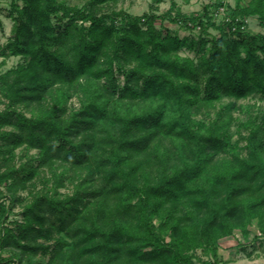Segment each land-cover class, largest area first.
<instances>
[{
    "label": "trees",
    "instance_id": "16d2710c",
    "mask_svg": "<svg viewBox=\"0 0 264 264\" xmlns=\"http://www.w3.org/2000/svg\"><path fill=\"white\" fill-rule=\"evenodd\" d=\"M119 1L7 12L19 7L0 54L20 60L0 72V264H223L222 238L255 225L264 240V109L237 104L264 99V0L218 21L173 1L97 10Z\"/></svg>",
    "mask_w": 264,
    "mask_h": 264
},
{
    "label": "rangeland",
    "instance_id": "374dc122",
    "mask_svg": "<svg viewBox=\"0 0 264 264\" xmlns=\"http://www.w3.org/2000/svg\"><path fill=\"white\" fill-rule=\"evenodd\" d=\"M69 4H76L81 6L85 3V0H66ZM174 2L177 7L184 13H194V12H201L205 5H212V9H216L217 13H215V20H219L223 17L226 13V8H230L234 5V0H152V3H147V0H122L117 3H105L97 7V10L100 12H107L110 10H117V9H124L127 12L132 14H140L145 11H153L152 9L155 5H163L168 4L170 6L171 2ZM218 2H222L223 6H217ZM147 4V10L141 8L140 5ZM168 8L163 9L160 12H156L158 14H162ZM3 11V9H0ZM7 15V13H6ZM247 29L251 32H261L263 28L259 25L258 20L255 16L247 18ZM166 26L171 30H176L179 36L187 35L189 33H196L197 29L194 31H190L188 29L179 26L176 23L168 22L167 20L164 21H157L156 26ZM7 30V25L4 23L3 20H0V37L3 36L4 32ZM211 33H216L215 30H210ZM0 44L2 41H0ZM182 54H187V51L183 50ZM192 55V53H190ZM15 60L11 58V56L4 59V64L0 65V72L8 69L9 65H15L20 58L17 56ZM1 62V60H0ZM232 99L223 98L222 103H226ZM237 104H241L244 106H249L248 108L252 110V112L256 113L261 109H264V99H260L258 97H250L244 100H238ZM70 106H77V98L73 96L69 101ZM234 117H238L239 119H244L246 117V112L234 110L231 111ZM236 127V121H234L230 125V132L232 133V139L235 140L238 137ZM243 133V130H241ZM66 189L61 188L60 191L64 192ZM24 194V192H21ZM19 219V206L15 207L13 213L11 214L10 219ZM250 233L248 234L247 239L243 238L239 231H236L232 236H228L222 238L219 242V255L220 258L224 261L223 264H264V240L263 239H254V235L257 234V229L255 225H251L249 227ZM239 243V244H238ZM7 252H0V257L7 256ZM46 257L36 256L34 257L33 261H40L44 262ZM27 263V258L24 259L22 264Z\"/></svg>",
    "mask_w": 264,
    "mask_h": 264
},
{
    "label": "clouds",
    "instance_id": "9594fccd",
    "mask_svg": "<svg viewBox=\"0 0 264 264\" xmlns=\"http://www.w3.org/2000/svg\"><path fill=\"white\" fill-rule=\"evenodd\" d=\"M22 2V0H18V3ZM147 3H152V0H147ZM13 4V0H0V9H3V11H0V20H3L4 23L7 25V30L4 32L3 36L0 37V41L2 43L7 44L9 42L14 43V40H10L12 33L15 32L16 26H17V20L14 19V17H17L19 15V7H17L16 11H12L11 15H6V13L11 9ZM141 8H144L147 10V4L140 5ZM168 4L163 5H155V7L152 9L153 11L160 12L165 8H168ZM11 56L13 60L16 59V57L12 56V49L9 48L6 54H0V60H4L6 57ZM10 67H15V65H9ZM6 70V69H5ZM122 86V81H121Z\"/></svg>",
    "mask_w": 264,
    "mask_h": 264
},
{
    "label": "built area",
    "instance_id": "2783aa9c",
    "mask_svg": "<svg viewBox=\"0 0 264 264\" xmlns=\"http://www.w3.org/2000/svg\"><path fill=\"white\" fill-rule=\"evenodd\" d=\"M217 13V12H216Z\"/></svg>",
    "mask_w": 264,
    "mask_h": 264
}]
</instances>
